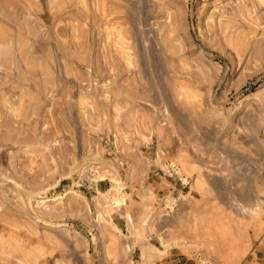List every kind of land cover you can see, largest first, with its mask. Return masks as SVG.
I'll return each instance as SVG.
<instances>
[{
  "label": "rangeland",
  "instance_id": "374dc122",
  "mask_svg": "<svg viewBox=\"0 0 264 264\" xmlns=\"http://www.w3.org/2000/svg\"><path fill=\"white\" fill-rule=\"evenodd\" d=\"M264 264V0H0V264Z\"/></svg>",
  "mask_w": 264,
  "mask_h": 264
},
{
  "label": "crops",
  "instance_id": "0c3cea01",
  "mask_svg": "<svg viewBox=\"0 0 264 264\" xmlns=\"http://www.w3.org/2000/svg\"><path fill=\"white\" fill-rule=\"evenodd\" d=\"M258 264H262V263H258Z\"/></svg>",
  "mask_w": 264,
  "mask_h": 264
}]
</instances>
